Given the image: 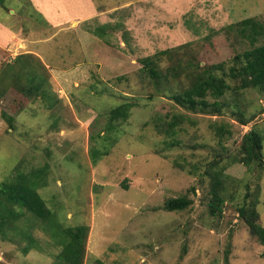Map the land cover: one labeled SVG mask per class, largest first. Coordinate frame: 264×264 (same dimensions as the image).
<instances>
[{
	"label": "rangeland",
	"instance_id": "obj_1",
	"mask_svg": "<svg viewBox=\"0 0 264 264\" xmlns=\"http://www.w3.org/2000/svg\"><path fill=\"white\" fill-rule=\"evenodd\" d=\"M77 1L0 0V186L43 169L37 191L54 214L46 223L24 211L27 235L0 237V264H60L55 233L80 225L90 227L86 264H264L241 214L255 209L264 227V164L239 162L244 135L264 136V90H229L217 115L174 100L192 71L213 65L239 84L225 71L251 47L240 22L264 24V0H89L94 14ZM150 56L177 76L157 85L143 71ZM42 79L30 96L22 89ZM217 173L225 203L212 215ZM177 198L191 204L168 211Z\"/></svg>",
	"mask_w": 264,
	"mask_h": 264
},
{
	"label": "trees",
	"instance_id": "obj_2",
	"mask_svg": "<svg viewBox=\"0 0 264 264\" xmlns=\"http://www.w3.org/2000/svg\"><path fill=\"white\" fill-rule=\"evenodd\" d=\"M240 23L242 25V28L239 29L240 33L242 37L249 40L251 47L243 54L236 55L234 58L235 66L230 67L228 72L225 71L226 76L237 80L239 84L232 88V85L228 83L225 77L217 75L216 72L223 69L224 64L213 65L197 74L191 70L192 74L188 75L190 86L174 96V100L188 111L217 115L225 107L221 99L225 97L229 90L237 91L256 88L264 90V43L257 44L259 37L264 35V24L252 18L245 19ZM236 25L238 24H231L227 28L233 29ZM100 29L102 28H99L98 31ZM141 62L143 71L157 85L168 82L172 75L177 76L176 67L172 70L166 69L164 71L157 65L155 57H146ZM192 65L193 63H189L184 68L189 69ZM30 81L35 82V79ZM44 82L45 80L42 79L36 85L29 88L23 87L22 89L30 96L34 91L40 90ZM209 97L213 98L214 101L211 102ZM130 107L131 105H125L115 108L112 112L111 120L116 122L127 118ZM238 113L242 118L244 117L241 109L238 110ZM241 122L243 125L247 124L244 119H241ZM177 124L178 122L174 121L169 125V133H177L175 127ZM219 131L223 132V127ZM263 143L264 136L261 132L253 129L247 132L242 141V156L239 162L248 168L263 165ZM94 155L97 156V154ZM43 176V169L42 173L39 170L30 175L20 173L17 179L0 186V237L6 240H13L16 236L27 235V232L20 225V221L24 217V211L32 213L36 218H40L46 223L54 220V214L37 191L39 186L43 184ZM220 188H223V183L217 173L212 184L213 200L210 203L212 215H218L223 212L225 197L221 193ZM190 204L191 201L186 198L172 199L167 201L166 209L170 212L179 211L187 208ZM241 214L250 226L251 233L264 245V227L258 222L259 214L255 209H252L251 213L247 214V209L245 208L241 210ZM44 228L49 229L46 226ZM52 234L54 238V233ZM89 234L90 227L88 225L62 227L57 234L55 233L57 237L63 238L62 244L57 243L61 247L60 253L56 257L60 264H86V246ZM91 264L106 263L100 258H95Z\"/></svg>",
	"mask_w": 264,
	"mask_h": 264
},
{
	"label": "crops",
	"instance_id": "obj_3",
	"mask_svg": "<svg viewBox=\"0 0 264 264\" xmlns=\"http://www.w3.org/2000/svg\"><path fill=\"white\" fill-rule=\"evenodd\" d=\"M74 1H76V0H74ZM77 3H79V6L78 7L80 8L79 10H81V12H84L85 11L87 14H89V13L94 14V2L93 1H89V0H78ZM46 10L47 9L46 8H43V6H42V10L40 12L42 13V15L44 14L43 15L44 18H46V20L49 21L51 24H52V22H55V24H57V22L55 20L56 17L51 16L50 11L49 10L46 11ZM31 12L34 15H36V10L35 9H33V11H31ZM42 15H41V17H42ZM80 19H82V17H79L76 20L80 21ZM49 22H48V24H44V25H48L49 26ZM18 29L19 28L15 29V31H13V32L16 33V34H18V35H20L19 37L21 38V31H20V29L19 30ZM87 30H89V28Z\"/></svg>",
	"mask_w": 264,
	"mask_h": 264
}]
</instances>
